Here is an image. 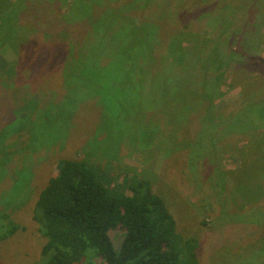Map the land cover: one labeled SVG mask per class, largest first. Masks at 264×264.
<instances>
[{
  "label": "rangeland",
  "instance_id": "374dc122",
  "mask_svg": "<svg viewBox=\"0 0 264 264\" xmlns=\"http://www.w3.org/2000/svg\"><path fill=\"white\" fill-rule=\"evenodd\" d=\"M231 2L236 3H38L42 6L38 7L40 19L33 20L36 28L46 27L55 15L69 19L62 25L68 31H60L59 36L68 33L71 43L77 41L68 49L78 63L74 68L72 63L53 60L57 51L49 45L33 54L23 48L19 55L23 62L16 65L14 74H0V84L4 82L0 87V237L20 226L0 238V264L39 263L46 238L33 219L37 199L55 167L59 168V160L76 153L119 159L118 187L126 174L150 178L154 191L165 199L176 219L178 233L199 239V264H264V190L261 198L244 195L246 186L257 184L254 168L250 172L255 147L247 145L264 134V118L258 117L264 110V4H255L240 20L232 14L226 22L218 12H224ZM90 3L99 9L96 27L105 25L106 36L86 19L62 14L76 8L87 13L82 7ZM13 9L6 7L4 17H12ZM3 21L0 15V24ZM1 33L3 70L15 62L16 55ZM49 33L45 31V36ZM174 34L179 38L177 45L169 43ZM211 38L213 42L201 54L192 55L198 57L197 62L191 59L182 64L199 40L206 44ZM149 39L153 46L146 49L144 43ZM216 46L236 51H221L206 71L209 49ZM91 48H95L93 58L89 57ZM131 48H136L132 57L139 64L136 68V63L124 60ZM152 48L153 65V61L147 62ZM88 59H92V68ZM146 64L148 74L139 75L136 69ZM73 73L78 95L66 93L72 82L65 84L66 75ZM180 73V80L186 82L177 89L176 74ZM206 82L208 87L201 96ZM83 83H92L97 91L91 94ZM6 86L13 91L5 93ZM236 116L238 123L234 124ZM110 235L118 250L124 230L113 229ZM87 259L85 264L96 263ZM98 259L105 264L103 258Z\"/></svg>",
  "mask_w": 264,
  "mask_h": 264
},
{
  "label": "trees",
  "instance_id": "16d2710c",
  "mask_svg": "<svg viewBox=\"0 0 264 264\" xmlns=\"http://www.w3.org/2000/svg\"><path fill=\"white\" fill-rule=\"evenodd\" d=\"M49 1L0 0V15L4 19L3 23L0 24L1 34H3L6 41H9L8 43H10L16 55L15 62L12 64L7 63V69L2 70L0 68V74H14L16 65L23 62L19 58L23 48L30 49L31 54H33L37 49L48 45L57 51L54 53L53 60H63L68 65L72 63L71 67L76 68L78 61L72 57L68 48L75 46L73 44L77 41L71 43L73 38H70L68 33H64L62 37L59 36L60 31H68L62 25L68 24L69 19L64 21L58 15H55L54 20L48 22V25L42 27V29L36 28L34 24L33 20L40 19L38 7L42 5L38 3L48 4ZM235 1V5L232 4L234 2L232 1L229 8L224 12H218L221 20L226 21V19L231 18L232 14L234 19L240 20V16L242 18L246 17L255 4L258 3V7L262 3L264 4V0H255L254 2L253 0ZM27 3L28 7H26ZM6 7H14L13 11L16 12L10 18H5L2 13ZM246 7L247 9L244 10ZM80 9L76 8L62 14L63 16L70 15L73 19H86L95 28L96 32L103 31L106 36L108 29H105V25L101 26L102 29L96 27L100 21L99 9L92 3L82 7V10L87 13L80 12ZM141 25L137 24L136 26L141 27ZM55 28L59 29L55 30ZM45 31L50 33L45 36ZM56 31L58 32L53 34ZM157 32L158 26L154 32L156 37ZM38 34H40L39 39H36ZM169 38V43L174 41V44L177 45L179 38L176 37V34ZM208 41L210 42L202 44L199 40L193 47L191 55H185L184 62H182L184 53L181 54L179 57L180 63L186 64L194 59L197 62L198 57H192V55L201 54L202 48L211 44L213 38L208 39ZM98 43L100 45L104 44L101 41ZM125 43L123 44L124 47ZM78 44H80L79 41ZM152 46V39L144 43L146 49H150ZM224 48L221 50L216 46L209 49L210 53L204 63L206 71L210 68V61L218 59L221 51L226 53L236 51L226 50L229 49L227 46H224ZM135 49L131 48V51H127L124 55V60L130 61L129 64L137 62H132L133 54L136 53ZM94 50L95 48L93 50L91 48L89 51L90 58H93L92 52ZM148 58L147 62L153 61L151 62L153 65L156 59L154 48L151 49ZM88 60L90 62L87 64L92 68V59ZM138 66L139 64L136 63L135 68ZM143 68L145 70H142ZM148 69L149 65L146 64L141 69L140 67L137 68L136 72L144 76L148 74ZM101 73L97 72V74ZM181 77V73L176 74V79L179 81L177 89L183 88L182 86L185 85L186 80H180ZM76 79L77 76L74 73L70 76L66 75L65 84L72 80L67 86L66 90H70L66 92L67 94L76 93L78 95V92H75L78 85ZM92 81L93 79H91ZM3 83L0 84V87ZM71 84L74 86L70 87ZM83 87L87 91L89 90L91 94L97 91V88H93L92 83H83ZM207 87L208 83L206 82L201 96L205 95ZM6 89L5 93L13 91L9 86H6ZM195 92L193 91L191 96ZM186 96H188V93ZM30 102L31 100H29ZM30 104L35 103L32 101ZM25 110H28V108ZM237 117L234 119V124L238 123ZM258 117L264 118V110L258 112ZM126 138V136L123 137L122 144H116L124 146ZM247 146L248 148L255 147L252 151L255 154L254 159H252L254 164L250 172L254 168L257 174L254 175L253 179L257 181V184L246 186L244 195L246 197L259 195L261 198V191L264 190V134L258 135ZM257 160H259V163L256 162ZM118 161L119 159H109L93 154L84 157L83 154L78 155V153L59 160V168L55 167L56 171L41 190L33 214L39 232L46 238L41 251L42 258L37 264H85L87 256V260H95V264H101L98 257L103 258L105 264H199L197 252L199 239L196 237L185 238L178 233L176 219L170 212L165 199L154 191L153 181L150 178L136 174H126L123 176V185L119 183L120 187L117 186ZM104 166L109 169L107 170ZM202 223L205 224L204 221ZM19 228V225L11 227L8 234ZM21 228L24 229V227ZM116 228L124 230V236L118 250L115 249L110 235L111 230ZM8 234H3L0 238H4ZM168 247L169 249H167Z\"/></svg>",
  "mask_w": 264,
  "mask_h": 264
}]
</instances>
